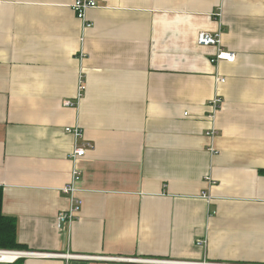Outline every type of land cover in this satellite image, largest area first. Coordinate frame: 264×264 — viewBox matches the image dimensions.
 <instances>
[{
  "label": "crops",
  "instance_id": "1",
  "mask_svg": "<svg viewBox=\"0 0 264 264\" xmlns=\"http://www.w3.org/2000/svg\"><path fill=\"white\" fill-rule=\"evenodd\" d=\"M94 1L86 28L74 0H0L1 213L21 251L91 256L23 264H264V0Z\"/></svg>",
  "mask_w": 264,
  "mask_h": 264
},
{
  "label": "built area",
  "instance_id": "2",
  "mask_svg": "<svg viewBox=\"0 0 264 264\" xmlns=\"http://www.w3.org/2000/svg\"><path fill=\"white\" fill-rule=\"evenodd\" d=\"M96 6V2L94 0H74L72 4V9L75 12V15L77 18L83 21V24L86 28L90 26V24L86 21V12L88 9L93 8ZM197 42L200 45H212L214 47H217V50L215 54L213 55L211 61L216 62L219 60H224L226 62L232 63L236 59V55L232 51L224 50L220 48V39L219 35L217 33H208V32H199L197 35ZM216 82L219 84H222L225 82V78L223 77H217ZM84 89V83L82 79V74H80L79 77V84H78V92H77V99L81 97L82 90ZM222 98L215 94V96L211 100V108L213 111L218 110L221 107ZM63 104L65 106H75L76 103L72 102L70 100H64ZM67 132L72 133L74 136V148L71 152L72 158L75 160L79 157H83L87 150L92 148V145L89 142H80L82 138V129L79 126H75L73 128H66ZM215 133V130H210L208 132L209 135H213ZM81 173L77 168H74L71 175V181L63 186L61 188V191L66 193L70 196V202L69 207L67 210L62 211L57 216V226L60 228L61 225H64L65 223L69 224L73 220L77 218L78 211L80 209L81 201L75 196V193L77 191V188L75 184L80 180ZM197 244L202 245L203 241L199 240L197 241ZM13 254L14 258L12 260H5V255ZM41 256V255H60L64 258H78V259H87L91 258V256H85V255H79V254H51V253H39V252H29V251H21V250H11V249H2L0 248V263H9L13 262L18 258L24 257V256ZM94 257V256H93ZM98 258H104V259H116L112 257H98ZM152 261V260H150ZM163 261V260H158ZM175 263L178 264H222L217 262H208L206 260L202 261H175Z\"/></svg>",
  "mask_w": 264,
  "mask_h": 264
},
{
  "label": "trees",
  "instance_id": "3",
  "mask_svg": "<svg viewBox=\"0 0 264 264\" xmlns=\"http://www.w3.org/2000/svg\"><path fill=\"white\" fill-rule=\"evenodd\" d=\"M16 222L13 217L5 216L1 213V192H0V248L2 249H22L23 246L16 239ZM0 264H23L22 258H18L11 263Z\"/></svg>",
  "mask_w": 264,
  "mask_h": 264
},
{
  "label": "bare ground",
  "instance_id": "4",
  "mask_svg": "<svg viewBox=\"0 0 264 264\" xmlns=\"http://www.w3.org/2000/svg\"><path fill=\"white\" fill-rule=\"evenodd\" d=\"M13 258H14L13 254H8V255H5L4 257L5 260H12Z\"/></svg>",
  "mask_w": 264,
  "mask_h": 264
}]
</instances>
